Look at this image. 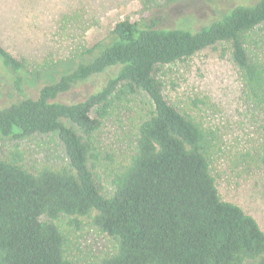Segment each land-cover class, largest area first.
<instances>
[{"label":"trees","instance_id":"16d2710c","mask_svg":"<svg viewBox=\"0 0 264 264\" xmlns=\"http://www.w3.org/2000/svg\"><path fill=\"white\" fill-rule=\"evenodd\" d=\"M160 21L116 22L105 43L79 55L87 60L35 98L23 95L24 65L0 45V68L20 96L0 107V138L55 134L67 160L29 170L16 147L0 157V264H75L74 242L61 222L103 235L107 246L93 264H264V232L222 200L211 174L215 132L191 109L170 104L160 77L164 66L226 45L242 95L263 120L258 163L264 167V61L249 56L243 40L264 24V0L238 5L193 32L162 29ZM99 76L104 81L83 101H60ZM119 108L130 123L122 157L96 138ZM94 170L109 178L108 197Z\"/></svg>","mask_w":264,"mask_h":264},{"label":"rangeland","instance_id":"374dc122","mask_svg":"<svg viewBox=\"0 0 264 264\" xmlns=\"http://www.w3.org/2000/svg\"><path fill=\"white\" fill-rule=\"evenodd\" d=\"M256 1L0 0V45L24 65L23 95L35 98L44 85L87 60L88 56L79 55L95 44L105 43L118 21L159 18L162 29L193 32L223 19L238 5ZM243 40L247 54L264 61V24ZM160 77L165 99L177 107L191 109L215 132L210 171L222 200L240 207L264 232V167L258 163L263 120L255 117L242 95L240 73L227 46L219 44L164 66ZM104 79L99 76L73 87L60 101H83ZM19 97L10 75L0 68V107ZM192 101L199 103L195 107ZM129 124L128 116L117 109L96 136L101 147L122 157L130 141ZM15 147L24 154V165L29 170L67 162L55 134L20 140L0 138V157ZM93 172L101 194L111 195L109 178L103 171ZM60 225L73 239L70 258L75 264H93L107 246L103 235L93 228L85 225L65 229L62 222Z\"/></svg>","mask_w":264,"mask_h":264}]
</instances>
